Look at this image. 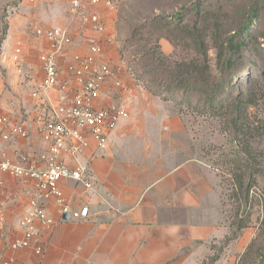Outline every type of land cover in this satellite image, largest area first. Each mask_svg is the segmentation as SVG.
<instances>
[{
	"label": "crops",
	"instance_id": "obj_1",
	"mask_svg": "<svg viewBox=\"0 0 264 264\" xmlns=\"http://www.w3.org/2000/svg\"><path fill=\"white\" fill-rule=\"evenodd\" d=\"M14 2L18 4L8 7L7 30L0 36V116L21 125L28 138L5 140L1 133L6 128L0 125V162H18L19 154L47 153L49 145L41 134L46 101L63 103L58 90L32 97L45 76L38 57L48 50L36 30L67 28L71 51L80 54L86 53V38L95 35L73 15L71 0ZM83 2L89 6V0ZM94 9L106 26L101 38L106 60L124 85H103L99 100L119 104L126 116L110 134L105 151L98 152L91 141L81 158L90 169L93 187L72 180L59 183L65 202L73 210L88 206L89 218L59 217L56 198H51L46 209L57 221L53 230L36 222L31 246L14 249L12 244L23 238L20 220L37 193V183L0 170V264H238L258 238L259 226L239 230L230 221L219 171L203 158L191 128L169 102L137 84L125 62L113 58L108 50L117 45L116 20L101 5ZM19 42L25 59L35 66L28 87L11 58ZM63 160L74 167L73 159ZM37 247H42L41 255ZM212 258L216 260L211 263Z\"/></svg>",
	"mask_w": 264,
	"mask_h": 264
},
{
	"label": "rangeland",
	"instance_id": "obj_2",
	"mask_svg": "<svg viewBox=\"0 0 264 264\" xmlns=\"http://www.w3.org/2000/svg\"><path fill=\"white\" fill-rule=\"evenodd\" d=\"M12 1L0 0L1 38L8 26V7L18 4ZM112 1L114 5L111 7L101 5L111 12L116 20L117 45L108 51H113L115 60L122 61L123 58L126 66L136 68L139 75H144L145 72L144 68L138 67V62L145 58L142 53L152 48L157 38L162 46L165 45L167 55L173 60L181 61L194 57L191 49H186L178 45L179 42L165 36L178 22H181V27H192L195 21L198 26L210 25V55L216 61L220 49L218 44L233 38L238 40L236 35L241 26L255 18L251 26L252 36L245 39L241 52L234 55L236 66L242 68L234 78L231 88L236 93L246 87H255L257 90L254 104L248 105L238 121V126H242L244 130V140L248 145L236 140L230 110H219L215 115L206 113L194 105L189 106L182 96L172 97L168 102L191 128L203 158L212 168L219 171L230 221L235 226H259L255 247H264V0ZM153 22L170 23L173 26L164 31L159 28L163 34L161 35L154 29L157 27ZM141 25H146V28L139 30L136 40L127 45L126 40L131 37L134 29ZM139 50L143 51L139 53ZM134 53L139 54L134 56ZM245 65L248 66L245 68ZM250 74L251 82L248 84L246 78ZM145 78L148 80V77ZM161 99L164 100L162 97ZM250 173L253 174L254 185L247 194L242 193L238 186L239 180L246 174V182Z\"/></svg>",
	"mask_w": 264,
	"mask_h": 264
},
{
	"label": "built area",
	"instance_id": "obj_3",
	"mask_svg": "<svg viewBox=\"0 0 264 264\" xmlns=\"http://www.w3.org/2000/svg\"><path fill=\"white\" fill-rule=\"evenodd\" d=\"M103 4L111 7L114 2L89 0V6H86L83 0H71L73 15L95 33L86 38L85 54L71 51L73 39L67 28H38L35 32L38 38L46 40L48 50L38 57L45 76L32 92V97L47 96L50 91L58 90L63 103L55 105L49 100L46 101L47 106L41 119V134L49 145L47 153L39 156L19 154L18 162L7 158L0 162L2 172L16 178L35 180L37 183V193L29 201L28 209L20 220L23 238L12 244L14 249L31 246L37 235L36 222H40L49 231L53 230L57 221L46 209V202L51 198H56L59 217L70 215L75 220L89 218V207L73 210L62 198L58 186L62 180H72L88 189L93 187L90 169L81 158L91 141L95 143L98 152L105 151L110 134L117 128L120 119L126 116L125 109L119 104H102L99 100L102 86L107 83L116 89L124 88L119 72L106 60L101 42L106 34V26L94 8ZM11 58L23 86L28 87L33 81L35 66L25 59L22 43L16 44ZM63 70L65 74L62 73ZM128 71L137 84L142 85L135 79L129 67ZM0 125L6 128L1 133L5 140L14 137L28 138L27 131L19 124H11L7 117L0 116ZM64 157L73 159L74 167L65 163ZM40 163H44L45 167L41 168ZM42 253V247H37L36 254ZM4 264L14 262L7 261Z\"/></svg>",
	"mask_w": 264,
	"mask_h": 264
},
{
	"label": "trees",
	"instance_id": "obj_4",
	"mask_svg": "<svg viewBox=\"0 0 264 264\" xmlns=\"http://www.w3.org/2000/svg\"><path fill=\"white\" fill-rule=\"evenodd\" d=\"M180 18V17H179ZM181 19V18H180ZM182 20V19H181ZM153 21V20H152ZM175 21V20H173ZM255 18L244 23L236 35L239 39L228 40L218 44L220 48L216 61L211 57V27L210 25L198 26L197 21L192 27H181V22L176 25L162 22H153L157 28L164 31L173 26V30H168L165 36L168 39L179 42L178 45L191 49L194 57L187 60H173L162 49L159 38L152 48L139 50L145 58L138 62V67L144 68V75H139L138 70L131 65L129 68L135 79L145 85L147 91L156 97L164 98V101L177 96L186 99L189 106L210 114H216L219 110H230L233 115L232 124L235 130L236 140L247 144L244 140V130L238 126L239 117L247 109L248 105L254 104L257 98L256 88H244L234 92L231 90L234 78L238 76L241 66H236L234 55L240 53L245 45V39L251 37ZM146 28V25L134 29L130 38L126 40L127 45L136 40L139 30ZM171 31V32H170ZM161 33V32H160ZM161 35H163L161 33ZM134 53V56L139 54ZM216 62V63H215ZM248 65H245V68ZM148 77V80L145 78ZM251 82V74L246 78V83ZM248 145V144H247ZM244 152L243 150H241ZM240 151V152H241ZM244 174L238 183L242 193H248L254 185L253 174H248L245 182ZM246 227L239 224L238 229ZM236 234V233H235ZM257 240L253 241L245 254L240 258L238 264H264V247H255ZM216 258L211 259V263Z\"/></svg>",
	"mask_w": 264,
	"mask_h": 264
},
{
	"label": "water",
	"instance_id": "obj_5",
	"mask_svg": "<svg viewBox=\"0 0 264 264\" xmlns=\"http://www.w3.org/2000/svg\"><path fill=\"white\" fill-rule=\"evenodd\" d=\"M68 218H70V216H67Z\"/></svg>",
	"mask_w": 264,
	"mask_h": 264
}]
</instances>
